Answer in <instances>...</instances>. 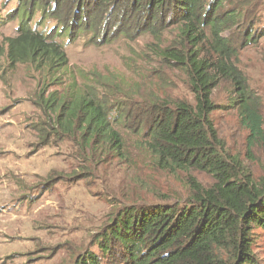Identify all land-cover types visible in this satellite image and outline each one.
I'll list each match as a JSON object with an SVG mask.
<instances>
[{
	"label": "trees",
	"instance_id": "1",
	"mask_svg": "<svg viewBox=\"0 0 264 264\" xmlns=\"http://www.w3.org/2000/svg\"><path fill=\"white\" fill-rule=\"evenodd\" d=\"M226 1L19 0L8 15L20 21L17 35L7 38L8 60L28 61L55 81L65 79L63 90L38 96L42 111L53 117L57 135L78 141L83 155L115 154L126 160V142L115 126L137 118L134 130L145 132L144 146L158 168L205 172L213 178L205 186L190 177V194L183 201L127 206L98 236L101 254L87 252L75 264H258L253 235L258 228L264 230V175H256L232 154L212 112L217 89L227 83L228 106L247 130V154L264 147L261 98L239 65L240 52L264 38V28H257L261 20L243 7L264 8V0L230 8L224 7ZM37 12L71 36L91 34L95 41L106 39L116 21L126 28L125 35L135 20L141 31L159 40L167 25H177L179 42L158 44L157 52L186 73L193 100H171L153 92L136 97L133 84L110 80L104 89L117 95L112 102L99 96L94 85L79 86L62 43L31 26ZM232 29L239 32L235 40Z\"/></svg>",
	"mask_w": 264,
	"mask_h": 264
},
{
	"label": "rangeland",
	"instance_id": "2",
	"mask_svg": "<svg viewBox=\"0 0 264 264\" xmlns=\"http://www.w3.org/2000/svg\"><path fill=\"white\" fill-rule=\"evenodd\" d=\"M245 1L227 0L224 7ZM18 4L19 0H0V264H75L87 252L101 254L98 236L127 206L183 201L190 194V177L205 186L213 178L205 172L158 168L144 146L145 132L134 130L137 118L115 126L126 142V160L115 154L83 155L78 141L57 135L53 117L42 111L38 96L45 90H63L65 79L55 81L28 61L8 60L7 38L17 35L20 22L8 15ZM243 8L261 20L257 28L263 29L264 8ZM43 20L37 12L31 26L62 43L79 86L94 85L99 96L112 102L117 95L104 89L110 80L133 84L136 97L153 92L161 98L193 100L186 73L157 52L158 44L179 42L177 25H167L159 40L141 31L135 20L125 35L126 28L116 21L106 39L95 41L91 34L71 36L55 20ZM230 36L235 40L239 32L232 29ZM239 65L259 93L264 116V38L240 52ZM215 96L212 117L220 136L232 154L263 176L264 147L247 154V130L237 111L228 106V84L222 83ZM253 240L258 264H264V230L256 229Z\"/></svg>",
	"mask_w": 264,
	"mask_h": 264
}]
</instances>
